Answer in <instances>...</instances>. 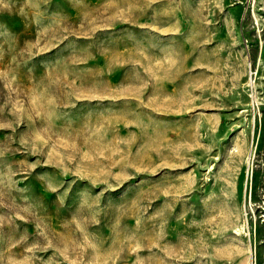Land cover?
I'll return each mask as SVG.
<instances>
[{
    "label": "rangeland",
    "instance_id": "obj_1",
    "mask_svg": "<svg viewBox=\"0 0 264 264\" xmlns=\"http://www.w3.org/2000/svg\"><path fill=\"white\" fill-rule=\"evenodd\" d=\"M0 264H264V0H0Z\"/></svg>",
    "mask_w": 264,
    "mask_h": 264
},
{
    "label": "bare ground",
    "instance_id": "obj_2",
    "mask_svg": "<svg viewBox=\"0 0 264 264\" xmlns=\"http://www.w3.org/2000/svg\"><path fill=\"white\" fill-rule=\"evenodd\" d=\"M243 225H244V224H243ZM243 225H242V226H243ZM240 226H241V225H240ZM241 230H242V228H241V229H239V228L236 229L237 232H240ZM242 231H243V230H242ZM242 233H243V232H242ZM240 234H241V233H240Z\"/></svg>",
    "mask_w": 264,
    "mask_h": 264
}]
</instances>
